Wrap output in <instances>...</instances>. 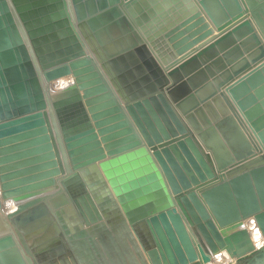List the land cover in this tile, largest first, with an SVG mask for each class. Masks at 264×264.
Listing matches in <instances>:
<instances>
[{
    "label": "water",
    "instance_id": "1",
    "mask_svg": "<svg viewBox=\"0 0 264 264\" xmlns=\"http://www.w3.org/2000/svg\"><path fill=\"white\" fill-rule=\"evenodd\" d=\"M252 11L257 16L264 14V6L255 4ZM248 16L243 0H0L3 196L23 202L54 185L53 177L61 168L43 110L55 106L74 171L67 188L77 192L73 202L85 220L86 216L93 220L88 205L101 218L85 188L88 185L93 193L98 192L102 175L97 162L107 153L120 152L144 139L155 147L153 154L172 193L179 197L213 252L230 242L212 219L211 213L224 225L219 212L211 207L214 197L221 206L227 199L234 212L226 225L251 215L264 222V154L255 152L235 107L264 143L260 122L264 119V66L228 93L223 89L264 60V44L253 22L244 20ZM231 27L187 59V54L196 53ZM145 42L164 45L174 64L184 61L170 71L173 87L168 92L193 131L187 130L166 98L161 81H154L151 68L147 70L140 63L138 50ZM107 56L118 57L124 64L123 74L110 73ZM71 74L76 84L54 102L47 81ZM255 86L263 108L251 107L255 98L248 92ZM115 88L138 133H132L108 93ZM73 102L83 110V120L77 121L69 113ZM146 155L142 147L102 163L101 168L124 210L151 233L148 255L153 264H200L181 215L173 210V198L161 172ZM212 158L223 182L205 187L201 193L188 191L215 178ZM18 209L11 216L12 223L38 261H84L86 255L77 262L68 247L57 244L59 230L44 203H21ZM112 231L119 236V226ZM71 237V244L85 247L86 239L75 234ZM0 264H25L10 234L0 236Z\"/></svg>",
    "mask_w": 264,
    "mask_h": 264
},
{
    "label": "bare ground",
    "instance_id": "2",
    "mask_svg": "<svg viewBox=\"0 0 264 264\" xmlns=\"http://www.w3.org/2000/svg\"><path fill=\"white\" fill-rule=\"evenodd\" d=\"M243 1L250 13V16H248L244 20L250 19L253 22L252 18H254L255 20L257 19L258 23L261 24L264 28V14H260L259 16H257L252 11L255 4L257 6H264V0ZM232 27L204 44L196 53L187 54V59L196 55L203 48L207 47L211 43L215 42L218 38L225 35L229 30L232 29ZM256 29L264 44L263 36L261 35L258 28ZM138 51L140 54H138L139 60H141L140 63L146 68H151L150 71L152 72L154 81H161V85L162 88H164L166 98L173 106L181 120L186 123L187 130H189V132L193 131L188 121H186L185 115L176 106L177 103L172 101L168 92L169 89L173 87V80L169 76L170 71H172L176 67H179V65L184 61H181L179 64H173L168 67H163L165 66V58L162 59V57H167L169 54L164 48L162 50L161 47H159V44L145 42L143 48L139 49ZM107 62L108 64H106V67L112 75H121L124 73V71L122 70L124 64L118 59V57L110 58L107 56ZM146 63H148V65ZM263 66L264 60H262L258 65L252 66L248 70L242 72L241 75L233 79L232 82L226 85L223 89L228 93L232 87L247 79L252 73L261 69ZM242 77L243 79L240 80ZM47 84L49 86L54 102H56L58 101V99H61L67 89L76 84V81L75 77L71 74L65 77H61L57 80L47 81ZM257 91L259 92V89L256 86L250 87L249 89L248 93H250L255 98V101L251 103V107L260 105L263 108L261 99L256 94ZM108 93L111 95V98H113L119 105L121 113H123L124 116L123 119L127 122L128 126L131 127L132 133H138V128L131 118L129 112L126 110V104L120 97L116 88ZM80 94H83V89H80ZM70 106L71 107L69 113L73 116V118L77 121L83 120L84 112L81 108H79V105L76 102H73L70 104ZM235 107L237 108V111L245 125L249 138H251L253 146H255V152L257 153V155L264 154V143L259 138L258 132H256L251 127L244 113L237 106ZM85 109L87 110L86 105ZM43 114L45 125H47L49 128V134L52 138L54 150L57 152L56 159L59 160V167L61 168L60 174L55 178L53 177L54 185L31 194V197L23 202L15 201L13 198H5L3 196L0 185V236L5 234H10L11 236H13L16 242V246L23 257L25 264L43 263L38 261L36 256L33 255L31 249L26 244L22 235L17 231L16 227L12 223L11 216L18 212V208L21 203L25 204L33 201L42 202L46 206L48 216L51 218L52 223H54L59 230L56 233L57 244L59 243L60 245L68 247V249L72 251V254L77 262L82 255H86L84 261H82V263L78 262V264H153L151 257L148 255V250L152 248L151 244L153 243V237L151 233L145 230V227H143V223L140 220H137L135 218L132 219V216L128 215V213L124 210L123 205L119 201L118 196L114 192L111 184L109 183V180L107 179L104 171L101 168L102 163L114 159H120L129 155L130 153H136L142 147L146 149V156H148L150 159L149 162L155 165L161 172L162 178L166 184V187L168 188L169 194L173 198V210L174 212L181 215L186 230L194 246L197 260L200 264H227L228 262H231L230 259L238 257L244 251L246 252V250L248 249H253L255 246L263 242L259 240H264V229L259 230L257 228V225L255 224L256 218L254 215H251L253 217L241 216L235 222V224L231 225L232 223H229L227 226L229 228L224 229L223 225H221L222 223L220 224L208 209L218 230L221 233L222 231H225L226 235H223V237L226 238L228 236L230 240V242H227L226 247L221 248L219 252H213L208 243L205 241L201 230L198 228L197 223L194 222L187 210L180 203L179 197L175 196L172 193L164 176L162 168L153 154L155 147L149 146L144 139L140 140V142L135 145H131L123 149L120 152L112 154L107 153L104 160L97 162L98 168L102 175V180L97 186L98 192L95 191L93 193L88 185H86L85 188L87 192L91 193L92 199L101 214V218H97L91 206L88 205L87 210L93 220H90L88 216H86L87 220H85L73 202L77 195V192L70 191L67 188V181L74 176V171L72 170V164L67 154L64 140V131L60 117L57 114L55 106L43 110ZM258 116H261V114H259ZM260 122L263 124L262 132L264 133V119H262V121ZM200 143L203 146L202 148L204 152L211 155V152H209L205 148L202 142ZM212 160L216 168L215 178L209 179L207 182L202 183L199 186L193 185L192 188L188 191L195 190L197 193H201L203 190H205V187H212L223 182V174L217 168L213 158ZM262 190V197L264 198L263 187ZM223 200L224 203H220L224 206H221L217 202V197H214L213 201L211 202V207L212 209L214 208L215 211L217 210L219 212L220 218L221 220H223V224L225 225L228 223L227 220H232L234 212L228 202H226L227 199ZM214 205L216 208L214 207ZM262 211H264V208L262 209ZM205 220L206 219H204L203 217L200 218L201 223H205ZM117 226H119L120 228L119 236L112 231L113 227ZM238 231H240L239 234H237ZM74 234L76 236H81L80 238L86 239V250L84 249L85 247H83L80 243L71 244V236ZM209 236L212 239V236L210 234ZM77 256L79 257L77 258ZM130 256H133V259Z\"/></svg>",
    "mask_w": 264,
    "mask_h": 264
},
{
    "label": "rangeland",
    "instance_id": "3",
    "mask_svg": "<svg viewBox=\"0 0 264 264\" xmlns=\"http://www.w3.org/2000/svg\"><path fill=\"white\" fill-rule=\"evenodd\" d=\"M252 20H253V24L255 25L256 28H258V30L260 31L261 35L264 38V28L262 27L261 24L258 23L257 19L255 20L254 18H252ZM159 47H161L162 50L163 48L166 50L164 45H159ZM162 59H164V62H165V66L162 65L163 67H168L174 64L169 55L167 57H162ZM256 221H255V224L257 225V228L259 230L264 229V222L262 220L257 221V222ZM227 226L228 225L225 224L223 225V228L228 229L229 227ZM259 241H263V242L255 246L254 248L264 244V240H259ZM254 248L248 249L246 250V252L244 251L238 257L230 259L232 263L228 262L227 264L229 263L230 264H264V247L259 251H256Z\"/></svg>",
    "mask_w": 264,
    "mask_h": 264
},
{
    "label": "crops",
    "instance_id": "4",
    "mask_svg": "<svg viewBox=\"0 0 264 264\" xmlns=\"http://www.w3.org/2000/svg\"><path fill=\"white\" fill-rule=\"evenodd\" d=\"M243 79V77L240 79V80H242ZM240 80H238V81H240ZM253 94V93H252ZM264 247V244H262V245H260V246H258V247H256V248H254L256 251H259V250H261L262 248ZM86 250V249H85ZM232 263V262H231ZM230 264V263H229Z\"/></svg>",
    "mask_w": 264,
    "mask_h": 264
}]
</instances>
